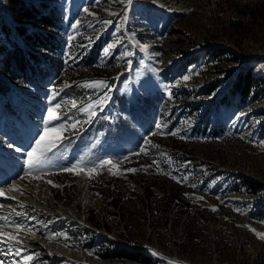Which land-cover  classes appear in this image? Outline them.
I'll return each mask as SVG.
<instances>
[{
  "label": "rangeland",
  "instance_id": "374dc122",
  "mask_svg": "<svg viewBox=\"0 0 264 264\" xmlns=\"http://www.w3.org/2000/svg\"><path fill=\"white\" fill-rule=\"evenodd\" d=\"M22 1L49 15L55 49L32 43L46 27L16 19L0 0V173L21 183L15 188L21 194L39 191L95 228L58 222L22 230L25 254L35 255L30 264L68 262L63 255L49 258L44 241L53 251L69 249L101 264H264V240L257 236L264 233V0ZM18 25L30 45L15 34ZM109 44L116 46L105 56ZM17 45L34 68L27 78L7 69L6 54ZM87 57L96 59L88 72ZM244 72L252 89L241 98L236 80ZM110 73L113 82L138 78L157 109L131 135L103 142L102 153L93 142L95 116L78 108L92 103L101 116L114 106L115 87L104 85L109 100L100 106L94 102L104 90L75 96L63 89L81 75L98 81ZM185 75L191 78L184 81ZM53 88L59 94L50 105ZM56 103L59 123L77 127L60 133L67 139L41 171L26 175V153ZM119 123L108 124L117 135L130 127ZM81 160L77 169L61 170ZM98 231L111 235L100 238Z\"/></svg>",
  "mask_w": 264,
  "mask_h": 264
},
{
  "label": "bare ground",
  "instance_id": "6f19581e",
  "mask_svg": "<svg viewBox=\"0 0 264 264\" xmlns=\"http://www.w3.org/2000/svg\"><path fill=\"white\" fill-rule=\"evenodd\" d=\"M78 182L80 184L81 193L83 194L81 199H83L82 202H84L86 198L88 199V194H86V186L80 179ZM13 185H15L19 190L22 188V184L15 181L14 178L0 173V191H3L4 193L3 195H0V212L5 214V216L9 219L19 221L25 225V227L19 230V232L22 230L29 231L31 226L33 229H36L35 226L43 227L49 223L51 225V223L55 224L58 222L63 224V227L70 228L71 226H77L95 230V228H92V225L88 221L76 218L77 216L74 209L63 208L58 205L57 207H54L52 202L47 196H45V194L43 195L41 192L34 190L32 191L33 193L31 191L24 190V194H21V191H17L18 189H14L12 187ZM15 213H20L21 215L16 216ZM5 230L11 231L13 233L16 231L14 228H6ZM98 232L100 233V238L111 235L107 231ZM41 245L45 250V254L53 260L58 258V256L63 255L68 261L66 264H101L100 261L96 259L88 262L85 256L73 254L72 252H69V249L66 247L65 248L67 250L53 251L52 247L54 246L51 247L47 241L42 242ZM10 246L13 245L0 243V264H22L21 262H18V256L11 252L12 249H9Z\"/></svg>",
  "mask_w": 264,
  "mask_h": 264
},
{
  "label": "snow or ice",
  "instance_id": "6c2138e0",
  "mask_svg": "<svg viewBox=\"0 0 264 264\" xmlns=\"http://www.w3.org/2000/svg\"><path fill=\"white\" fill-rule=\"evenodd\" d=\"M121 2H124V0H121ZM133 3V0H126V4L130 6ZM85 12H88V9H84ZM124 20H127L128 17L124 16ZM104 23H111V21H105ZM73 28L77 27V24L72 25ZM116 43H120L119 40L116 41ZM116 44H109L107 47L104 48V54L105 56L109 55L111 52V49L114 48ZM142 48H147V45H137ZM133 53L131 52H124L123 56L124 57H130L132 56ZM129 64H131V60L128 61ZM190 75H185L182 77L184 81H188L190 79ZM105 82L104 81H91V82H86L85 86L87 87H92V88H100L104 87ZM59 93L56 91L55 88H53V94L49 97L50 105L51 102L55 100L56 95ZM169 96H172L171 91L169 90ZM109 100L108 96V89L105 88L103 94L99 99L95 101L96 106H100L102 104H106ZM72 108H77V103L76 101H72L71 105ZM93 104L89 103L86 106L81 105L78 110L81 112L88 111L91 115L95 116L96 113L92 111ZM62 105L60 103L54 104V106H49L47 109V115L44 118V127L43 131L38 133L39 138H35V144L30 146V150L27 151L26 153V159L24 160V164L27 166V171L26 175L30 173H36L39 172L43 169L45 162L50 158L49 153L59 146L60 144L63 143L65 139H67L66 136L61 135V132H64L67 130L68 127L75 128L77 127L76 123H72L71 125L68 124H61L59 123L61 115H63L62 111ZM65 120H67V117H65ZM160 125L157 124V128H159ZM55 133L54 136L51 134ZM175 135L176 133H171ZM49 145L47 148H41V145ZM17 151H22V149H16ZM141 151H145V149H141ZM83 161H78L75 164L71 165V168L64 167L61 170L65 172H70L75 169H77ZM110 161H105L101 160L100 164H110ZM91 171H95V169H91ZM129 171H135V169H129ZM186 179V177L184 178ZM51 183V181H49ZM14 189L16 188L15 185L12 186ZM195 187V185H193ZM3 191H0V195H3ZM200 199H203L202 197ZM215 210V208H213ZM16 216H20V213H15ZM0 221H3L4 223H0V243L4 244H11L13 245V250L15 251V254L18 257H21L22 264H30V262L35 260V255H28L26 253V249L24 248V242L22 239L19 238V230L25 227L22 223L16 220H11L8 217H0ZM6 228H14L16 230L15 234L11 231L5 230ZM31 231V229H29ZM254 231V230H253ZM34 235V233H33ZM56 237L58 238L60 235H65V234H55ZM257 236L259 239L264 240V233H257ZM49 239H52V236L48 237ZM38 255V253L36 254Z\"/></svg>",
  "mask_w": 264,
  "mask_h": 264
},
{
  "label": "crops",
  "instance_id": "0c3cea01",
  "mask_svg": "<svg viewBox=\"0 0 264 264\" xmlns=\"http://www.w3.org/2000/svg\"><path fill=\"white\" fill-rule=\"evenodd\" d=\"M88 57L82 62L84 64L83 67L87 70H92L93 65H95L94 60L87 61ZM80 63H78V66ZM118 73V68L116 69ZM107 75V74H105ZM109 77H99L100 79L98 81L105 80V86L109 84L110 86L115 87L114 88V108L117 110V117L115 119V122L118 121L119 124H121V121L123 123H126L127 125H130V127H126L127 131L120 132L119 135L114 133V135H109L107 138V142L114 139H122V136L131 135L132 131L135 130L136 126L141 123V121H145V118H150L152 114L155 113V110L157 109V106L153 102V99L149 98L148 96H145V92L142 90L144 83L139 82L138 78L136 79L135 76H130V78L126 79L124 77H121L119 80L116 79L115 82H113L114 76L113 73H110L108 75ZM93 79H96L94 77H87L84 75H81L80 77H76L74 79H71L70 83L67 86H64V93L66 95H75V96H82L84 94H91L99 92L102 93L104 87L99 88H92L85 86L86 82L94 81ZM86 81V82H85ZM97 81V80H95ZM82 82V83H80ZM85 83V84H84ZM113 84V85H112ZM101 97V96H100ZM98 97V99L100 98ZM96 101V100H95ZM95 103V102H94ZM93 110V109H92ZM96 110V108H94ZM154 110V111H153ZM92 117V116H91ZM93 121V127L97 128L96 133L100 130H105L104 124H101L102 121L105 123L103 119H101L100 116L91 118ZM100 120V123L98 121ZM121 120V121H120ZM100 125V126H99ZM112 125V124H110ZM110 129H112V126H109Z\"/></svg>",
  "mask_w": 264,
  "mask_h": 264
},
{
  "label": "trees",
  "instance_id": "16d2710c",
  "mask_svg": "<svg viewBox=\"0 0 264 264\" xmlns=\"http://www.w3.org/2000/svg\"><path fill=\"white\" fill-rule=\"evenodd\" d=\"M6 2H7L8 7L12 10V13L14 14V17L16 19H22V20H27V21H30V20L39 21L44 27H46L45 28L46 30L41 32V34L35 35L37 40H35V37H34L32 39L33 41L32 43H34V41H40L42 45L50 44L51 48L55 49L54 44L52 42V38H51L52 36L50 35L51 30H49V27L51 25V20H50L49 15L47 14L40 15L37 10L38 8H36L35 5L27 6L26 3L22 0H6ZM254 10L257 11L256 8H254ZM37 16L39 18H37ZM25 31L26 30L23 28V26H20V25L15 26V34L18 35L19 37H22V39L27 43V45H30L29 44L30 40L27 39L29 37V34H26ZM14 49L15 50L6 54L5 61H6L7 69L10 68L9 71L12 72V74L16 77L27 78L29 77L30 72L34 71V68H31L32 67V64L30 62L31 60L28 61L29 58H26V56L23 54L25 52V49L23 48L21 49L19 45L15 46ZM29 55L32 56V54L30 53ZM236 82H238L236 84L238 86L237 91L241 98L250 94L251 89H252V86H251L252 82L250 80L249 72H244L242 75H240L238 80H236ZM105 124L103 126L107 130L106 133L108 136L111 135V133H115L116 130L110 129L108 127V123H105ZM118 131L119 130L116 131V134L118 133ZM94 134L95 135L93 136L95 138L96 132ZM78 141H81L80 137L76 138L75 142L73 143V146L76 149H78V146H77ZM105 143H106V140H105Z\"/></svg>",
  "mask_w": 264,
  "mask_h": 264
},
{
  "label": "built area",
  "instance_id": "2783aa9c",
  "mask_svg": "<svg viewBox=\"0 0 264 264\" xmlns=\"http://www.w3.org/2000/svg\"><path fill=\"white\" fill-rule=\"evenodd\" d=\"M72 99V98H71ZM68 101V100H67ZM76 101V99L74 100ZM115 112L116 110L114 109V107L108 106V108L105 110V112L102 113V116H104L108 121H113L114 116H115ZM102 137L100 136L98 142H97V148L99 149L100 152H104V150L100 147V142H101Z\"/></svg>",
  "mask_w": 264,
  "mask_h": 264
}]
</instances>
